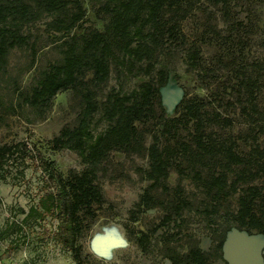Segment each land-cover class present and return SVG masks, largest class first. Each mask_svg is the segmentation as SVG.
<instances>
[{"label":"trees","instance_id":"obj_1","mask_svg":"<svg viewBox=\"0 0 264 264\" xmlns=\"http://www.w3.org/2000/svg\"><path fill=\"white\" fill-rule=\"evenodd\" d=\"M204 1L218 5L228 21L232 0ZM196 2L105 0L96 10L108 18L101 30L83 28L79 34H70L85 15L78 0H0V68L9 49L27 43L28 35L23 34L22 26L35 22L41 15L49 18L45 22L46 29L61 34L60 61L40 71L29 92L22 95V100L31 107L46 108L57 92L67 89L78 92L80 108L74 125L62 127L47 143L52 150L75 152L82 163L79 171H69L63 176L52 161L26 141L0 144L1 181H5L6 176L23 180L27 167L37 173L34 199L26 209L17 207L15 213L22 214V217L19 221H6L0 229V238L22 232L24 227L31 225L45 232L46 220H54L49 239L68 251L76 264H81L77 241L95 217L93 205L104 202L99 180L118 176L110 159L114 151L146 153L148 164L142 175L148 183L135 203L137 211L155 206L157 200L150 191L157 187L166 189L168 169L178 156L189 165L208 170L205 178L197 171H193L192 176L213 202L202 210L211 232L217 231L212 216L218 213L222 198L236 194L235 209L229 215L231 226L218 235L209 249L203 250L192 244L179 253L166 248L181 233L183 218L180 212L189 206L181 198L170 205V212L162 215L148 233L139 232L135 242L140 248L145 250L156 229L167 227L169 222L174 223L175 230L154 238L159 240L160 246H165L164 256L169 264H208L211 259L222 260L221 245L230 227L264 236V181L260 185L252 183L256 178L264 177V147L256 143L257 136L264 135V107H259L256 101L263 87L264 57L246 61L244 35L247 29L241 20H230L225 35H219L213 28L210 31L228 52L227 63L234 79L230 88L239 100L240 115L248 130L246 136L251 140L248 152L244 155L235 152L232 138H220L208 130L211 125L227 127L231 120L216 111L205 112L202 101L180 100L175 109L181 105L182 111L173 117H164L160 104L159 88L165 85L167 70L159 64L158 51L184 41L179 22L191 12ZM262 46L264 48V38ZM185 58L190 66H196L198 48L190 45ZM112 62L145 79L128 92L110 91L99 102L94 90L86 86L84 77L90 72L89 83L92 87L100 86L107 80ZM98 111L107 125L95 132L93 118ZM148 120L158 121L159 129L151 134L150 143L144 147L143 131L137 128V124ZM186 122H191L188 143L176 138L177 128ZM157 134L166 138L167 143L161 145ZM170 139L173 140L171 144L168 143ZM233 165H240V168L229 178ZM174 166L181 176L180 166ZM131 220H134L133 216Z\"/></svg>","mask_w":264,"mask_h":264},{"label":"rangeland","instance_id":"obj_2","mask_svg":"<svg viewBox=\"0 0 264 264\" xmlns=\"http://www.w3.org/2000/svg\"><path fill=\"white\" fill-rule=\"evenodd\" d=\"M78 1L84 8L85 15L70 34H79L83 28L101 30L108 18L96 10L105 0ZM229 17L228 21L225 20L218 5L197 0L191 12L179 22L184 41L158 51L159 64L164 65L167 70V79L160 88L159 100L164 117L179 115L182 111L181 105L177 109L175 106L182 99L202 101L205 112L216 111L221 116L228 117L231 120L229 126L211 125L208 130L220 138H232L235 141V152L244 155L251 147V140L246 136L248 130L240 115L239 100L230 88L234 79L229 72L228 52L210 29L213 28L222 36L226 34L230 20H241L247 29L244 35L246 61L262 59L264 0H232ZM48 19L43 14L35 22L22 26L23 34L28 35L27 43L9 49L0 68V144L26 141L39 149L45 158L53 162L55 169L65 176L69 171L77 172L81 169L82 163L78 155L67 149L52 150L47 141L62 127L74 125L80 108L78 92L74 89L57 92L46 108H34L22 100V95L29 92L40 71L61 58V34L46 29L45 22ZM190 45L196 46L199 51V61L194 67L185 58ZM89 77L90 72H86V86L94 90L99 102L108 92H128L145 79L134 71L127 72L115 62L110 64L109 76L100 86L92 87ZM262 83L263 87L256 97L261 108L264 107V78ZM179 93L180 98L175 103ZM93 119L95 132L106 127L99 111ZM158 124V121L152 120L137 124V128L143 131L144 147L150 143L151 134L158 131ZM190 132L191 122L183 123L177 128L176 138L188 143ZM157 135L161 145L167 143L166 138L161 134ZM168 143H173V140L170 139ZM256 143L264 147V135H258ZM110 159L118 176L99 180L104 202L98 206L93 205L95 217L77 241L81 264H169L164 256L166 248L183 253L189 245L195 244L207 250L217 240L218 235L227 226H231L229 215L235 209V193L222 198L218 213L212 216V223L216 224L214 228L217 231L211 232L207 226L208 222L202 210L204 207L209 208L213 202L192 176L193 171H197L205 178L208 171L205 167L189 165L178 156L168 169L166 189L157 187L150 191L157 200L155 206L137 211L135 203L148 183L142 175L148 164L146 153L114 151L110 154ZM175 164L180 166L181 176L175 171ZM239 168L240 165H233L228 173L229 178ZM263 181L264 177H259L252 183L260 185ZM36 184L37 173L31 172L29 167L24 169L23 180L10 176H6L5 181L0 180V229L8 220H20L22 214L15 211L17 207L26 209L31 203ZM177 198L189 203L180 212L183 218L181 233L166 248L160 246L159 240L154 239L149 240L145 250L140 248L135 237L140 231L148 233L162 215L170 212V205ZM132 216L134 220H131ZM54 225V220H46L45 232L31 225L24 227L22 232L0 238V264H76L68 251L49 239ZM252 233L259 234L254 231ZM261 257L264 263V245ZM208 264L225 262L211 259Z\"/></svg>","mask_w":264,"mask_h":264},{"label":"water","instance_id":"obj_3","mask_svg":"<svg viewBox=\"0 0 264 264\" xmlns=\"http://www.w3.org/2000/svg\"><path fill=\"white\" fill-rule=\"evenodd\" d=\"M179 98L180 93L175 103ZM263 245V235L247 233L244 230L231 227L225 233L221 245V257L226 264H264L261 257Z\"/></svg>","mask_w":264,"mask_h":264},{"label":"built area","instance_id":"obj_4","mask_svg":"<svg viewBox=\"0 0 264 264\" xmlns=\"http://www.w3.org/2000/svg\"><path fill=\"white\" fill-rule=\"evenodd\" d=\"M176 223H178V220H176ZM175 226H174V223L173 222H169V224H168V226L166 227V226H160L158 229H156V231H155V233H154V235H153V239L155 238H159V236L161 235V234H163L164 232H166V231H169V232H171V231H174L175 230ZM201 248V247H200Z\"/></svg>","mask_w":264,"mask_h":264},{"label":"bare ground","instance_id":"obj_5","mask_svg":"<svg viewBox=\"0 0 264 264\" xmlns=\"http://www.w3.org/2000/svg\"><path fill=\"white\" fill-rule=\"evenodd\" d=\"M172 101V100H171ZM169 102V101H168Z\"/></svg>","mask_w":264,"mask_h":264},{"label":"flooded vegetation","instance_id":"obj_6","mask_svg":"<svg viewBox=\"0 0 264 264\" xmlns=\"http://www.w3.org/2000/svg\"><path fill=\"white\" fill-rule=\"evenodd\" d=\"M226 264V263H225Z\"/></svg>","mask_w":264,"mask_h":264}]
</instances>
